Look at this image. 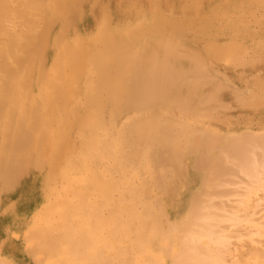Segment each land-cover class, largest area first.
Instances as JSON below:
<instances>
[{
  "label": "bare ground",
  "instance_id": "bare-ground-1",
  "mask_svg": "<svg viewBox=\"0 0 264 264\" xmlns=\"http://www.w3.org/2000/svg\"><path fill=\"white\" fill-rule=\"evenodd\" d=\"M101 2L0 0V183L13 187L32 158L45 192L32 213L13 218L3 243L12 237L30 252L52 248L62 264H264L262 213L245 225L246 233L235 232V243L228 228L250 221L248 209L236 214L229 211L232 202H220L236 182L247 186L229 192L240 207L264 192L263 132L226 139L200 130V122L196 127L200 107L217 105L224 81L206 74L217 61L246 60L234 37L240 30L231 29L251 22L264 0H190L192 7L180 13L171 0H119L134 22L115 30L103 12L91 34H70L86 6ZM213 15L220 18L221 38L210 33ZM196 23L206 29L198 34ZM240 93L233 91L240 104L264 101V93L253 102L252 93L247 99L244 92V100ZM221 101L216 107L223 108ZM185 158L190 164H182ZM228 175H244L247 183ZM58 178L66 182L60 190ZM223 179L231 188H223ZM219 188L229 190L218 201ZM253 198L252 208L259 209L264 201ZM228 221L234 224L227 228ZM0 256V264H16Z\"/></svg>",
  "mask_w": 264,
  "mask_h": 264
},
{
  "label": "rangeland",
  "instance_id": "rangeland-1",
  "mask_svg": "<svg viewBox=\"0 0 264 264\" xmlns=\"http://www.w3.org/2000/svg\"><path fill=\"white\" fill-rule=\"evenodd\" d=\"M177 1V2H176ZM179 1V2H178ZM189 1L190 0H171V2L173 3V11L175 12V13H180L182 10L181 9H183L184 8V5H188V6H186L187 8H191L192 7V3L190 2L189 3ZM175 2H176V5H175ZM184 2V3H183ZM115 3V4H114ZM187 3V4H186ZM119 4V5H118ZM124 4V6H122L121 7V5H122V2H119V0H105V3H97L92 9H90V8H88L89 6L87 5L86 6V8H85V10H84V12H83V14H82V20H80V21H78V23L79 24H77L75 27H74V29L71 31V33L70 34H73L74 32H77V31H79V33H81L82 32V34H85V35H88V34H91L93 31H94V29H95V23H96V21H97V17H99V16H101L102 15V13L103 12H108L109 13V23H110V25L115 29V30H118L120 27L119 26H123L125 23H127V22H129V21H131V22H134L135 21V19H133L134 17H133V15L134 14H130V15H127L126 14V11H125V8H127V5L125 4V3H123ZM180 4H181V6H180ZM183 4V5H182ZM208 4V3H207ZM118 5V6H117ZM179 5V6H178ZM112 6V7H111ZM225 6V5H224ZM175 7V8H174ZM178 7H179V9H178ZM118 9V11H116L117 9ZM122 10H120V9ZM124 8V9H123ZM258 8V7H257ZM256 7H255V9H254V15H255V18H252L251 20V22H248V23H244L243 25L242 24H240V23H236V25H234V29L232 28L231 30H233V31H231L233 34L236 32V31H238V30H240L239 31V34H237V32H236V35L234 36V37H236V40H237V38H238V40L237 41H241L242 42V44H241V42H239V44L241 45V47H242V57H243V59H248L247 61H249V63H247V61L246 60H242L241 62L243 63H241V62H239V61H237V62H234V61H226V60H224V61H226V63H227V65L225 64V62L224 61H221V64H218L219 63V61H217L216 63L218 64V65H216V63H215V65L214 66H211V68H212V70L213 71H210L211 73H207L206 74V76L208 75V74H214V75H212V76H216L218 79H220L221 81H222V79L224 80V81H222V82H220V83H222L223 84V86H226L224 89H222L220 86H222V84H220V86L218 87V90H219V88L221 89V91H220V93H218V95H220L221 96V98H220V96H218L219 98H217V105L213 102V103H209V104H205V105H203V107L201 106L200 108L201 109H203V110H201L200 109V112H202L201 113V115H203L202 116V118H199L200 119V121H198L197 122V124H196V127L200 124V127L198 126V128L201 130V129H204L205 127V129H204V131H209L210 133H214V134H216V136H222V134H224L225 136H223V137H227L228 135L230 136V138H233V136H234V138H236V136H237V138L238 137H240V136H238L239 135V133H242L243 131H245V133H252V135L255 137L254 139H256V135H258L259 136V134L260 133H262L263 135H264V101L262 100V98H261V96L263 95V93H262V91L260 92V89H261V87H263L261 84L263 83L262 82V80H264V70H262V69H264V65H263V63H264V60H262V59H264V42H263V40L262 39H264V27H262L261 26V24L263 25L264 24V8H258L257 9ZM263 10V11H262ZM116 11V12H115ZM262 13H261V12ZM88 14H87V13ZM112 12V13H111ZM123 12V13H122ZM259 12V13H258ZM118 14V15H117ZM120 14V15H119ZM167 14H169V12H167ZM260 15V16H259ZM116 16H117V18H116ZM214 17H213V23L215 24L214 25V29H212L211 31H210V33H211V35H218V33H220L219 34V36H217L218 38H221V37H223V34L224 33H221V32H223L221 29H219L220 27V25H221V23H220V18L219 17H215V15H213ZM258 16V17H257ZM91 17H92V19H91ZM261 19H260V18ZM97 18V19H96ZM258 18V19H257ZM217 21H216V20ZM219 20V21H218ZM218 22V23H217ZM88 24V25H87ZM255 24V25H254ZM93 25V26H92ZM196 25V26H195ZM240 25V26H239ZM254 25V26H253ZM259 25V26H258ZM191 26V25H190ZM193 26H195V27H197L198 29H195V28H192V29H195V30H197L196 32L199 34L200 33V31L202 32V31H204L206 28L203 26H201L200 24H198V23H196V24H194V25H192V27ZM198 26H200V27H198ZM264 26V25H263ZM87 27V28H86ZM237 27L239 28V29H237ZM244 27L246 28V30L244 31ZM248 27V28H247ZM250 27V28H249ZM252 27V28H251ZM260 27V28H259ZM203 28V29H202ZM195 30H194V32H195ZM199 30V31H198ZM235 30V31H234ZM241 30H242V32H241ZM252 30V31H251ZM221 31V32H220ZM250 32V33H248V32ZM195 32V34H197ZM215 34H214V33ZM244 32V33H243ZM257 33V36H256V33ZM189 33V32H188ZM209 33V34H210ZM246 33H248V34H246ZM245 34H246V36H245ZM253 34H254V36H253ZM263 34V35H262ZM242 35V36H241ZM196 36V35H195ZM197 36H200V35H197ZM215 36V37H216ZM225 36H228V33L226 32L225 33ZM253 36V37H252ZM243 39H242V38ZM246 37V38H245ZM250 37V38H249ZM254 37H255V40L253 41V39H254ZM258 37L259 38H262V39H258ZM240 38H241V40H240ZM253 38V39H252ZM252 39V40H251ZM256 40H258V42L256 41ZM260 40V41H259ZM256 41V42H255ZM248 42V43H247ZM250 42H251V44H250ZM253 42H255V43H253ZM256 43L259 45H256ZM253 46V48H252V46ZM263 46V48H262V46ZM250 46V47H249ZM244 47V48H243ZM256 47V48H255ZM259 47L261 48V49H259ZM247 48V49H246ZM248 48H250V49H248ZM246 49V50H245ZM258 49V50H257ZM243 50H245V51H243ZM255 50H256V52H255ZM260 50V51H259ZM254 51V52H253ZM249 52V53H248ZM259 52V53H258ZM260 52H262V53H260ZM248 53V54H247ZM256 53V54H255ZM251 54H252V56H251ZM257 55H260V56H257ZM262 55H263V57H262ZM246 56V57H245ZM249 56V57H248ZM257 56V57H256ZM242 57H241V59H242ZM45 60H46V63H47V65H48V62H49V57L47 58L46 57V55H45ZM251 60V61H250ZM258 60V61H257ZM262 60V61H261ZM260 61V62H259ZM257 62H258V64H257ZM261 62H262V64H261ZM228 63H229V67H228ZM238 63V64H237ZM252 63V64H251ZM253 63H255V64H253ZM234 66H233V65ZM237 64V65H236ZM247 64V65H246ZM257 64V65H256ZM221 65V66H220ZM224 65V66H223ZM245 65V66H244ZM263 65V66H262ZM216 66V67H215ZM258 66V68H256ZM215 69H214V68ZM220 68V70H219V72H220V74H221V72H222V76H224V74L226 75V76H224V77H226L225 79H224V77H222V78H220L221 76H219V74H218V69ZM222 67V68H221ZM223 67H226V68H223ZM227 67H228V69H227ZM227 69V70H226ZM232 71H231V70ZM235 69H237V70H239V71H237V70H235ZM244 69H245V71H244ZM246 69H249V71L248 70H246ZM261 69V70H260ZM234 70V71H233ZM260 70V71H259ZM215 71H217V72H215ZM243 71V72H242ZM241 72H242V75H241ZM245 72H247V73H245ZM236 74V75H235ZM218 75V76H217ZM209 77V76H208ZM215 77V78H216ZM210 78V77H209ZM213 79H214V77H212ZM211 79V78H210ZM227 79V80H226ZM219 80V81H220ZM214 81H217V80H213V84L216 86V84L218 83H216V82H214ZM259 81H261V83L259 82ZM207 82V81H206ZM212 82V81H211ZM224 83H226V85L224 84ZM260 85H258V84ZM219 84V83H218ZM257 84V85H256ZM222 86V87H223ZM230 86V87H229ZM217 87V86H216ZM258 87V88H257ZM232 88V89H231ZM235 88V89H234ZM226 89V90H225ZM258 89H259V91H258ZM264 88H262V90H263ZM241 90V91H240ZM247 90V91H246ZM249 90L251 91L250 93H252V95L249 93ZM255 90V91H254ZM218 91V92H219ZM230 91V92H229ZM233 91H238V93H240V92H246V93H248L247 95H246V97L250 94L251 95V98H252V96H253V98H255L256 97V99L257 98H261V100H260V98H259V100H260V103H259V101H258V105L257 104H255V103H253V105L251 106V100H249L250 101V104H248V102L246 101V97H244V95H242V94H246V93H240V97H242V99H243V97H244V99H245V102L246 103H242V104H240L241 102H242V100L240 101L239 100V96H238V98H235L234 97V94H236L235 92H234V94H233ZM240 91V92H239ZM258 92V93H257ZM222 93V94H221ZM259 94V95H258ZM237 95H239V94H237ZM235 100H234V99ZM249 98H250V96H249ZM248 97H247V99H249ZM252 98V102H253V99ZM264 98V97H263ZM218 99H220V100H222L221 102L223 103V105L226 107V108H224V106H223V108L221 107L220 108V104H219V107H216V106H218ZM239 101H238V100ZM241 99V98H240ZM243 99V100H244ZM254 100V101H257V100ZM261 101H263V102H261ZM225 102V103H224ZM235 102V103H234ZM262 103V105H260ZM232 104V105H231ZM233 104H235V105H233ZM236 104H238V105H236ZM208 105V106H207ZM227 105V106H226ZM260 105V106H259ZM211 107V109H209L210 107ZM221 106H222V104H221ZM229 106H231V107H229ZM207 107V109H209L208 111H209V113H207L208 111H207V109H204V108H206ZM213 107V108H212ZM215 108V109H214ZM218 110H217V109ZM220 108V109H219ZM238 108H239V110H238ZM221 109H223L222 111H221ZM205 110V112H203ZM213 110V111H212ZM215 110L216 111H218V112H216L215 113ZM225 111V112H224ZM212 112V113H211ZM224 112V113H223ZM205 113H207V114H209V117H207L208 115H205ZM215 115H214V114ZM226 113L227 114H229V115H226ZM243 113V114H242ZM216 114H217V116H216ZM247 114V115H246ZM200 115V116H201ZM244 116V117H246V119L247 120H245L244 121V117H242V116ZM248 115H249V117H248ZM214 116V117H213ZM229 116H230V120H229ZM231 116H234L233 118L231 117ZM205 117H207V118H205ZM216 117V118H215ZM223 117V118H222ZM237 117V118H236ZM248 117V118H247ZM189 118H193V119H197V116L196 115H194V114H192V115H190L189 116ZM220 118V119H219ZM227 118H228V122L226 123L225 121H227ZM250 118V119H249ZM235 120V121H234ZM236 120L238 121V122H236ZM232 121H234V122H232ZM200 122V123H199ZM234 123V124H233ZM235 123H236V125H235ZM202 125L204 126V127H202ZM211 127V128H210ZM213 128V129H212ZM207 129H209V130H207ZM214 130H216V131H214ZM247 131V132H246ZM234 133V134H233ZM244 133V132H243ZM242 133V134H243ZM227 134V135H226ZM242 134H240V135H242ZM252 135L251 134H249V136H251V138H249V140L250 139H253L252 138ZM219 136V137H220ZM245 136H248V135H245ZM224 138V139H225ZM228 138V137H227ZM226 138V139H227ZM258 139V138H257ZM229 140V139H228ZM227 140V141H228ZM258 140H261V138L260 139H258ZM257 140V141H258ZM227 141H226V144H229V141H228V143H227ZM234 141V140H233ZM232 141V142H233ZM232 142H230L231 144H232ZM256 142V141H255ZM235 143V142H234ZM233 143V144H234ZM256 143H258V142H256ZM255 143V144H256ZM242 144H244V143H242ZM249 149V148H248ZM31 157H33V156H31ZM29 159H30V162H29ZM27 158V160H28V162H27V168L25 169V173L23 172L24 171V169H23V171H22V174H21V177H20V175L18 176V177H20V178H18L17 179V181L13 184V187L12 186H2V184L0 183V188H1V186H2V189H0L1 191H0V247L2 248H0V254H2V255H6L7 256V258H8V260H12L13 261V263H16V264H56V263H58V264H62L59 260L58 261H56L55 262V258H56V255H57V253H56V251L54 250V249H52V248H42V249H39V250H37V252H33V251H29L28 249H26L24 246V248H25V250L24 249H22V248H20V247H18V246H16L15 245V242H14V239L12 238V237H10L9 239H8V242L7 243H3V241H4V238L6 237V236H8V232H9V228L11 227V225H12V221H13V218H15V216L16 217H19V216H23L24 214H30V213H32V211L35 209V207L40 203V202H42V198L41 197H43V195H44V191H42L43 189H42V187H41V185H40V183H43L42 181L40 182V180H38V177L35 175V173H36V171L35 170H37L36 168H34L33 167V165H30V164H33V161H32V163H31V160H32V158ZM187 158H185L183 161H182V164L184 165V161H185V163L186 164H190V161L187 159ZM27 160H24V161H27ZM187 161V162H186ZM23 164V163H22ZM29 164V165H28ZM185 164V165H186ZM22 166V165H21ZM32 166V167H31ZM32 168V169H31ZM146 169V168H145ZM144 169V170H145ZM148 169V168H147ZM146 169V171H144V173L145 172H150L149 170H147ZM28 171V172H27ZM21 173V172H20ZM19 173V174H20ZM33 173V174H32ZM147 173H145L146 174V176L148 177V175H149V173L147 174ZM231 173V172H230ZM237 174L236 175H238V172H236ZM30 174V175H29ZM23 175V176H22ZM235 175V178L234 179H236V177H237V179L238 180H235V182L236 181H238V183H243V182H245V183H247V181H244L245 179H244V175H242V176H244V177H242L241 175L240 176H236ZM229 177H230V175H228ZM226 178H229V177H227V176H225ZM234 176L232 175V177H230L229 178V180L230 179H232ZM34 178V179H33ZM225 178V179H226ZM239 178H241V180L239 179ZM244 180H243V179ZM225 179H223L224 181H223V183H222V186H223V188H225L226 186H227V188H229L230 186H232V185H230V184H225ZM234 179H232V180H230V181H233L234 182ZM35 180V181H34ZM58 180L60 181H55V185L57 186V188H59V190L61 189L60 188V186H62L64 183H66L65 182V180L64 179H60V178H58ZM227 181V180H226ZM243 181V182H242ZM177 182H179L180 183V180H176V184H177ZM228 182V181H227ZM178 183V184H179ZM237 183V182H236ZM236 183H234L235 185H233L232 186V188L231 189H233V187L235 186L236 188H237V186L239 187V186H242V185H237ZM59 184H60V186H59ZM225 184V185H224ZM245 184H243V187H239L241 190L243 189L244 190V187L246 188L247 186L245 185ZM179 186V185H178ZM177 186V187H178ZM221 186V187H222ZM225 186V187H224ZM9 187H11V188H9ZM7 188V189H6ZM226 188V189H227ZM239 188L238 189H236V196H237V193L240 191V193H239V195H244V193H242L241 194V192H244V191H246V189L244 190V191H241V190H239ZM18 189H19V191H18ZM22 191H21V190ZM231 189H230V191L229 192H231ZM8 190V191H7ZM219 190H220V192H218L219 193V198H217V200L219 201V199H220V195H221V197L223 196V194L225 193V191L222 189V191L224 192V193H222L221 194V189L219 188ZM229 190V189H228ZM228 190L226 191V193L228 192ZM262 191H263V188L261 189ZM260 189L257 191L258 192V194L257 193H255L254 195H255V197L257 196V199L259 198L260 200H261V202L262 201H264V200H262L261 199V194H262V198H263V194H264V192L262 193V191H261ZM232 191H234V190H232ZM260 191V192H259ZM229 192L226 194L227 196H229ZM23 193V194H22ZM231 193H233V192H231ZM246 193V192H245ZM261 193V194H260ZM39 194V195H38ZM43 194V195H42ZM225 195V194H224ZM223 196L224 198L223 199H221L220 200V202L222 203V200H224L225 202H229V203H233L234 201H233V199L235 200L236 198H234V194L232 195L233 196V199L232 198H230V196H229V199H232V201L231 200H229L228 198L226 199L225 197H227V196ZM246 195V194H245ZM254 195H252V196H250V199H249V202H252L254 199H255V201H253V202H255V203H257V200H256V198H253V196ZM260 197H259V196ZM5 196H6V198H5ZM22 196V197H21ZM238 197H242V196H237V198ZM251 197H252V199H251ZM2 198V199H1ZM240 198H238V200L240 199ZM243 198V197H242ZM241 198V199H242ZM18 199V200H17ZM33 199V200H32ZM56 199V196H53L52 197V201H54ZM4 202H3V201ZM25 200H26V203H25ZM251 200V201H250ZM2 201V202H1ZM9 201V202H8ZM31 201V202H30ZM236 201V200H235ZM239 201H241V200H239ZM259 201V200H258ZM8 202V203H7ZM35 202V203H34ZM225 202H223V203H225ZM248 202V203H249ZM252 202V203H253ZM260 202V201H259ZM19 203V204H18ZM21 203V204H20ZM229 203H227L228 205H229ZM232 203H231V205H229L230 206V210L229 209H227V211L229 210L230 212H232L231 210H233V211H235V213H236V211H238V210H240L241 211V209L242 208H244L245 207V209H248V210H250V208L253 210H251V215L248 213V210H246L247 211V213H245L246 211H242L243 213H245L246 214V216H248L249 217V220L252 218V219H256V220H258V219H260L261 218V216L263 215L264 216V212H262V211H260V214H259V209L260 208H262L263 206H264V203L262 202V204L260 203H258L260 206V208L258 209V207L256 208V209H254L255 207H254V203L252 204V203H250V204H248V203H241L242 204V207H240V203L239 202H235V203H239L238 205H239V207H238V205H237V207H234L235 206V203H233L234 205H232ZM226 203L224 204L225 206L227 205ZM248 204V205H247ZM253 206H252V205ZM247 205V206H246ZM263 205V206H262ZM29 206V207H28ZM258 206V205H257ZM4 207V208H3ZM28 207V208H27ZM180 207V206H179ZM252 207H254V208H252ZM3 208V209H2ZM23 208V209H22ZM90 209L89 211H91V208L90 207H87V209ZM5 209H8V210H6V212H5ZM11 209H12V211H11ZM245 209H243V210H245ZM257 209H258V211H257ZM261 210V209H260ZM262 210H264V208L262 209ZM10 211V212H9ZM22 211V212H21ZM88 211V210H87ZM88 211V212H89ZM226 211V212H227ZM229 211H228V213H226L227 215L228 214H230L229 213ZM9 212V213H8ZM21 212V213H20ZM241 212V214H239V216L240 215H244L245 216V214H243ZM253 212H257L258 214H255V213H253ZM24 213V214H23ZM99 213V212H98ZM253 213V214H252ZM261 213H262V215H261ZM21 214V215H20ZM89 213H87V215H88ZM236 214H238V212L236 213ZM14 215V216H13ZM231 215V214H230ZM230 215H228V216H230ZM252 215L254 216V215H256V216H254V217H252ZM257 215H261V216H257ZM7 216V217H6ZM251 216V217H250ZM2 217V218H1ZM264 218V217H263ZM263 220V219H262ZM251 221H253V220H250V221H243L244 222V225H243V222H241L242 224H238L239 226H240V228H241V226L244 228V226L246 225H249L250 227L252 226V224H251ZM4 222V223H3ZM63 222V221H62ZM230 222V223H229ZM246 222H247V224H246ZM264 222V221H263ZM250 223V224H249ZM9 224V225H8ZM227 224H228V226H227ZM227 224L225 223L224 224V226H226L227 228L229 227V225H232V224H234V222L232 223L231 221H228L227 222ZM237 225V226H238ZM234 226V225H233ZM233 226H231V227H229L228 228V230H230V235H231V232H233L232 233V242H235L236 243V241H237V239L234 237V235L236 236V233H240V232H243V231H245V232H243V233H246L247 231H248V229H250V227L247 229L246 228V226H245V230L243 229V228H239V227H237L236 225H235V230H234V228H232ZM238 228V229H237ZM246 229H247V231H246ZM238 230V231H237ZM236 232V233H235ZM235 238V239H234ZM236 240V241H235ZM247 245V244H246ZM2 250V251H1ZM4 251V252H3ZM4 253V254H3ZM1 257V256H0ZM39 257V258H38ZM37 258V259H36ZM45 261V262H44Z\"/></svg>",
  "mask_w": 264,
  "mask_h": 264
}]
</instances>
